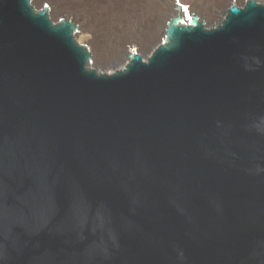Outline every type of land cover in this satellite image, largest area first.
I'll return each mask as SVG.
<instances>
[{
	"label": "water",
	"instance_id": "obj_1",
	"mask_svg": "<svg viewBox=\"0 0 264 264\" xmlns=\"http://www.w3.org/2000/svg\"><path fill=\"white\" fill-rule=\"evenodd\" d=\"M78 27L0 0V264H264V4L102 66Z\"/></svg>",
	"mask_w": 264,
	"mask_h": 264
},
{
	"label": "bare ground",
	"instance_id": "obj_2",
	"mask_svg": "<svg viewBox=\"0 0 264 264\" xmlns=\"http://www.w3.org/2000/svg\"><path fill=\"white\" fill-rule=\"evenodd\" d=\"M66 0H33L34 5L43 4L46 2L50 15L57 13L62 17L70 18L69 16H73L76 18H81V27L79 31L76 33V40H79L80 43H86L91 45L97 55L104 56L106 50L111 52V59L107 63H113L115 60H121L122 57L128 53V51L134 52V47L138 49L140 52H144V50L149 49V47H153L154 49L157 46V39H161L163 41V31L160 37H156L152 44H148L149 39V26L148 29L141 35L140 33H131L124 32L121 29H114L116 31L111 37H102L99 34V31L92 25L89 28L85 27L84 17L80 14V7L77 4H73ZM151 6V10L155 15H158L166 21L169 17L175 14V6L180 5L182 7V15L183 19L186 23L191 19V11L198 14L201 19L205 20L207 23L215 20L218 14V7L221 3V0H148ZM240 0H230L226 7L232 5L234 3L239 2ZM258 2L264 4V0H257ZM44 3V4H46ZM73 7H72V6ZM152 13V14H153ZM152 16V15H151ZM76 21V20H74ZM77 22V21H76ZM78 23V22H77ZM79 24V23H78ZM164 29V27H163ZM148 41V42H147ZM148 45V46H146ZM152 51V50H151ZM96 55V54H95ZM94 64L96 66H102V62L96 59Z\"/></svg>",
	"mask_w": 264,
	"mask_h": 264
},
{
	"label": "rangeland",
	"instance_id": "obj_3",
	"mask_svg": "<svg viewBox=\"0 0 264 264\" xmlns=\"http://www.w3.org/2000/svg\"><path fill=\"white\" fill-rule=\"evenodd\" d=\"M80 7V14L84 17L85 27L94 26L102 37H111L116 33L114 29H121L124 32L140 33L141 35L148 29V44H152L156 37H160L165 25L164 19L155 15L148 0H66ZM65 1V2H66ZM212 1V0H207ZM230 0H221L218 7L220 14ZM244 0H240L243 2ZM46 2H43V4ZM47 4V3H46ZM41 5V4H40ZM39 6V5H37ZM72 6V5H71ZM73 7V6H72ZM153 13V14H152ZM217 14V15H218ZM152 15V16H151ZM60 14L53 13L52 17L60 18ZM62 17V16H61ZM79 23L81 27V18L69 16ZM79 31V29H78ZM79 42V40H77ZM80 43V42H79ZM88 46L96 54V59L107 63L111 59V52L106 50L104 56H99L91 45L80 43ZM148 46V45H146ZM136 50V47H134Z\"/></svg>",
	"mask_w": 264,
	"mask_h": 264
}]
</instances>
